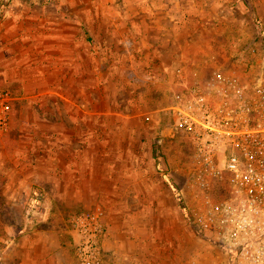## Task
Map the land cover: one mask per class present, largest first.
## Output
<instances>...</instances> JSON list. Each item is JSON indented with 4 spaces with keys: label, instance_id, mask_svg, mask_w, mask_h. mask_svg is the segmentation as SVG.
<instances>
[{
    "label": "rangeland",
    "instance_id": "rangeland-1",
    "mask_svg": "<svg viewBox=\"0 0 264 264\" xmlns=\"http://www.w3.org/2000/svg\"><path fill=\"white\" fill-rule=\"evenodd\" d=\"M149 1L0 0V89L13 97L0 129V264L25 261L34 240L42 249L53 234L64 247L71 218L96 206L107 221L102 264H227L189 224L191 137L171 131L170 107L196 80L234 65L193 64L187 47L180 64L147 82L155 51L144 49L140 10L154 8ZM157 3L164 11L152 26H213L195 33L198 42L222 44L234 60L258 32L264 37V0ZM132 23L134 32L125 27ZM48 138L56 140L49 148ZM66 165L64 193L45 192L50 172Z\"/></svg>",
    "mask_w": 264,
    "mask_h": 264
},
{
    "label": "built area",
    "instance_id": "built-area-1",
    "mask_svg": "<svg viewBox=\"0 0 264 264\" xmlns=\"http://www.w3.org/2000/svg\"><path fill=\"white\" fill-rule=\"evenodd\" d=\"M240 55L233 68L217 69L175 97L171 131L191 137V227L221 247L227 264H264L263 35ZM12 102L0 89V129ZM105 227L99 206L71 218L76 264H102Z\"/></svg>",
    "mask_w": 264,
    "mask_h": 264
},
{
    "label": "crops",
    "instance_id": "crops-1",
    "mask_svg": "<svg viewBox=\"0 0 264 264\" xmlns=\"http://www.w3.org/2000/svg\"><path fill=\"white\" fill-rule=\"evenodd\" d=\"M134 1L135 0H132V2ZM157 1L160 2V0H157ZM157 1H156L154 8L148 4L147 6L144 5L142 7V10H140V12H143L145 14V15L142 14L140 16L144 18V21H145L144 26H146V29H147L146 31L149 33V39L147 41V44L144 45L145 46L144 49L146 48L147 50L151 49L152 51H155V53L151 57L153 62L149 64H153V67L157 68V69L156 68L153 69V71H151L152 69L150 71H146L144 78L147 80V82H152L153 80H155V78L158 80V76H160V73H158V71L160 72L167 71L169 64L170 65L180 64L183 60L182 57L186 56V54L189 55L188 59L192 61L193 64L200 62L198 60H200L201 58H204L203 63H206V64H209L208 62L214 59H217V60L227 59L224 61L228 62L229 60L233 62L232 64H234L235 62L234 57L232 58L231 56L232 54H229L227 51H225V48L222 47L223 46L222 44H219L216 42L213 43L209 41L203 45L201 42H198L197 37H195V33L202 32L203 30L205 31L207 30L211 32L214 29L213 26L209 28L205 26L203 27V30H201L202 28L199 27V24H197L196 26H188L186 28H183L182 26L177 25V24H173V27L160 26L159 23L152 26V20H154V18H157L156 14L164 11V7L162 5L159 10V7H158L159 4L157 3ZM141 2L143 3L145 2V0H141ZM149 2L152 3V0H150ZM212 11L213 10L209 11V13H212ZM140 12H137V14H139ZM95 15L98 16L97 14ZM125 16L130 17L127 13L125 14ZM163 19L164 18L161 17L158 19V21L161 23ZM180 20H183V18H180ZM128 21L131 22V19L130 20L128 19ZM76 23H77V26L81 27L78 21H76ZM94 24L96 23L93 22V25ZM133 24L134 23H132L131 25L125 24V27L130 26V30H131L130 32H134V30L136 29L133 28ZM82 29L85 30L84 27ZM182 41H184V43H182ZM187 47H189L190 50L187 51L186 54H184V50ZM79 59L80 58L78 57V60ZM93 59H94L93 60V65H94L95 63L94 56H93ZM223 60H220V61L222 62ZM77 64L83 66L84 62L82 61L81 63H77ZM80 73L81 75H83L84 72L80 71ZM93 73L95 74L94 69H93ZM206 78L207 77H204V79ZM147 91L149 92V89ZM95 142L98 143L99 141L96 139ZM55 143H56V140L54 138H48L46 139V142H45V144L48 145V148L49 146L52 147L51 145ZM59 144L61 145L60 146L61 149H65V146L63 145H66V144L64 142L59 141ZM87 145L88 143L83 141L82 153H84ZM77 157H79V155H77ZM84 161H86L85 167H86V170H88L85 176L87 178H90L94 176V173H93L94 171L92 169V166L90 165V163L93 161L92 159H90L89 155H85ZM68 171H69V168L67 165L64 168V170L63 169L59 171H57L56 169L52 170L49 175L50 181H51L50 186L43 185L44 191L46 190L45 192H47L48 194L50 193V191L54 193H61V192L64 193V191L66 190L65 187L67 184L66 182L63 183L60 179L63 175V172L68 175ZM102 176L105 177L106 175L102 174ZM71 187L74 191L77 190V188L74 187V185H71ZM105 221H106V214H105ZM106 224H107V221H106ZM50 237L49 239L46 240V242H44L43 246L45 248H42V249L40 247V245L42 244L41 243L35 244L37 240H34L35 243L34 244L32 243L30 248L27 250L28 251L27 259L25 261L19 260L18 264H76V258H75L73 240H72V236L70 233V228L66 236L63 237V240L65 241L63 245L65 246L62 248H61L59 240H55L54 234L52 236L50 235ZM31 241L33 242L32 239ZM102 244L103 243H101V249H102ZM69 246L71 248V251L68 248H66Z\"/></svg>",
    "mask_w": 264,
    "mask_h": 264
},
{
    "label": "trees",
    "instance_id": "trees-1",
    "mask_svg": "<svg viewBox=\"0 0 264 264\" xmlns=\"http://www.w3.org/2000/svg\"><path fill=\"white\" fill-rule=\"evenodd\" d=\"M217 186L219 187V185L217 184ZM218 187L216 188V192H217V194L220 196V195H222V191L220 190V189H218ZM216 197H218V196H216ZM188 217V216H187ZM188 220H189V224H190V219H189V217H188ZM191 226V225H190Z\"/></svg>",
    "mask_w": 264,
    "mask_h": 264
}]
</instances>
